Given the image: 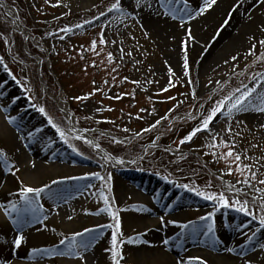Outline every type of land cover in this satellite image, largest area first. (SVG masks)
<instances>
[{
  "label": "rangeland",
  "instance_id": "374dc122",
  "mask_svg": "<svg viewBox=\"0 0 264 264\" xmlns=\"http://www.w3.org/2000/svg\"><path fill=\"white\" fill-rule=\"evenodd\" d=\"M103 3L104 0H59V3L57 0H33L31 5L34 8L39 6L38 12L46 19V23H52ZM181 4L183 7V3ZM121 6L127 15H121L117 11L109 13L106 11L107 7L106 15L86 25V29L74 34L54 36L49 41L43 40L40 43L35 40V45L45 48L48 54L45 57L47 65L54 64L52 73L56 78L58 73L62 77V91L69 92L62 94L64 98L67 95L74 106L83 110L94 121L110 120V123L117 124L120 131L127 129L132 136H125V142L134 140L137 132L141 133L139 136L145 137L142 130L149 128L157 120L160 123L155 129L159 125H171L176 119L185 117V114L201 120L205 112L202 108L192 113L178 114H173V110L187 101H200L214 92L217 93L225 83L240 77L248 65L258 62L259 66L264 67V61L259 59L264 54V46L259 43L255 44L252 54L250 47L245 54L236 56L235 62L232 57L228 59L221 56L210 65L203 66V59L209 52L211 35L206 37V42L201 43L195 28L190 27L194 39L187 44L190 75L186 76L183 70L184 41L187 40L185 33L189 27L185 24L181 26L179 19L166 20L162 0H121ZM154 10L167 23L151 22L149 18ZM15 26L13 18L5 16L0 9V32L7 39H0V56L3 62L6 50L18 60L21 42L13 33L19 29ZM101 34L106 41L103 45L99 44ZM93 40L97 41L95 51L90 48ZM23 47L27 52V43L24 40ZM109 53L112 54L111 62L108 60ZM48 58L53 61H48ZM16 60H12L11 65L0 63V113L4 114L8 125L6 129L0 127V149L4 150L11 166L5 167L3 161H0L1 182L5 186L7 184L4 190L0 187V205L19 200L22 181L33 186L49 184L51 191L46 190L40 198L45 209L44 214L48 217L43 223H30L21 229L14 223L13 214L7 216L8 227L0 226V264H7L9 256H5L8 252L27 263L85 264V261L74 256L47 255L33 251L57 247L63 249L65 246L60 245V240L70 238L75 232H83L85 228H93L102 233L84 253L86 264H112L111 255L106 249L111 247V233L114 229L100 226L114 224V220L107 213L97 214L104 207L102 195L109 197L111 206L120 219L122 235L119 239L125 241L122 245L124 259L121 264H178L179 261L176 260L185 257H199L207 264H226L213 256L205 255L203 249L208 247L192 242L194 239L210 244V250L216 253L226 251V248H219L222 243H235L238 248L233 255L239 259L227 264H245V261L251 264L249 257L252 254L264 252L259 247L264 244V229L256 232L254 240L249 242L247 237L259 228L258 221L251 220V217L237 212L234 208L204 200L179 187L181 182L154 173L140 172L145 169L132 167L124 157L113 159L106 151L95 147L92 148V154L86 152L81 149L74 136L84 137L79 140L87 138L70 132L69 143L76 149L73 151L69 143L60 139L54 128L45 126V115L38 110L43 104L47 106V110L51 109L45 99L43 102V95H47L49 86L40 80L43 74L38 63L28 60L24 67L17 65ZM3 64L10 71H5ZM169 68L175 73L174 76L169 73ZM170 79L175 87H169ZM189 79L192 83H188ZM244 80L245 78L239 82L238 87ZM50 82L52 86V81ZM251 83L252 81L246 84ZM162 88H168V91L162 92ZM95 89L99 91H95L88 99H75L86 96ZM193 89L196 92L195 98L192 96ZM58 95L56 100L63 106L62 99L59 100L60 92ZM118 95L121 98L115 99ZM169 97L175 99L170 100ZM62 113L66 117V113ZM250 113L251 111L236 113L232 118L220 115L210 126V131L198 134L191 142L183 145L179 144V140L175 145L177 150L170 146L167 148L173 153L181 149L197 152L198 155L204 150L210 158L213 174L222 179L226 186L231 184L240 187L236 184L240 179L239 175H229L227 169L230 165L224 160H217L213 155V152L219 155L226 149L213 148L210 145L219 144L221 140L234 143L236 151L242 156L252 158L245 160L246 163L264 158V128L260 127L264 124V114L256 113L253 116ZM13 117L15 119L10 121ZM79 121L82 123L83 118ZM71 128L68 126L66 130ZM228 128L232 129L231 134L226 131ZM213 136H217L215 141ZM121 160L124 161L123 164L119 162ZM33 164L35 167H32ZM39 166L43 168L40 173L37 172ZM16 168H19L18 172L15 171ZM260 172L264 173V168ZM92 173H99V177L104 179L93 176ZM69 177L84 179L74 180L68 179ZM52 180L60 183L53 185ZM87 185L91 187L86 188ZM77 188L80 189L79 192L76 191ZM137 191L142 193L137 194ZM209 213L213 214L210 218ZM68 216H72V219L69 220ZM201 217L207 219L201 220ZM151 219H157L160 227L151 226ZM184 224H189V228H182ZM208 224L213 225L214 231L209 236H204L203 232L207 231ZM193 226L201 228L200 235L191 234ZM20 235L23 240L20 247H17L15 239ZM158 236L163 237L161 244L157 243ZM213 236L218 241L215 244L212 242ZM87 237L88 234L77 237V242ZM129 238H133L135 242L127 243ZM164 240H168V244ZM90 250L97 251L98 256L94 260L90 257ZM183 264H199V261L189 259Z\"/></svg>",
  "mask_w": 264,
  "mask_h": 264
},
{
  "label": "snow or ice",
  "instance_id": "6c2138e0",
  "mask_svg": "<svg viewBox=\"0 0 264 264\" xmlns=\"http://www.w3.org/2000/svg\"><path fill=\"white\" fill-rule=\"evenodd\" d=\"M59 3V0H57ZM175 2L176 4H180L183 2V7L175 8L169 7V12L166 14H170L173 19H179L181 26L187 21H191L196 18V16H201L206 14L209 10L213 9V7L217 4L218 0H201V2L197 5L195 9V15L193 12L189 10V0H162V7L171 6ZM261 3H264V0H261ZM151 5H149L150 7ZM0 7H5L2 3H0ZM113 11L119 12L121 15H127L123 11L121 6V0H115L112 3L111 7L108 9V12L111 13ZM8 15H12L11 9L8 10ZM105 12H101L100 16H105ZM185 17L187 20H185ZM15 18L13 19V23H15ZM228 20H225L224 25L228 24ZM77 27H81V25H77ZM61 31L70 32V28L62 29ZM261 31L264 32V27H261ZM186 37L187 40L184 41V60H183V70L186 76L190 75L189 69V58H188V41L194 39L192 36L191 28L186 29ZM219 34V33H218ZM106 41L103 39V34H101V38L99 39V44L103 45ZM115 43V41H113ZM261 46H264V40L258 41ZM90 48L92 51H95L97 48V41L93 40L90 44ZM256 45L253 44L251 46L250 54L255 50ZM98 54V53H97ZM131 56V53H128ZM232 61L235 62L237 60L236 56H233ZM260 60L264 61V54H261L259 57ZM108 60L111 62L112 54H108ZM0 63H2V59H0ZM227 63V61H226ZM94 66V65H93ZM5 71H10L7 65H4ZM115 71V69H113ZM169 73L171 75H175L172 72V69L169 68ZM13 79H16L13 76ZM127 80V77L124 78ZM251 85L249 84H241L240 87L235 88L229 94L223 96L221 99L217 100L215 104L208 110L207 115H204L203 118L193 127L180 141L179 144L183 145L193 140L194 137H197L198 134L202 132L210 131V126L214 123V121L220 116L223 115L226 118H232L234 114L240 112H248L254 111L260 114H264V71L257 72L251 77ZM133 83L138 84V81H133ZM151 83V81H148ZM188 83H192L189 79ZM169 87H175L172 84L171 79L169 80ZM95 91H99V89H95L92 93H88L86 96L82 97H75L78 100H86L89 96L94 95ZM162 92H167L168 88H162ZM192 96L195 98L196 92L195 89L192 91ZM121 96H116L115 99H120ZM170 100H174L175 97H169ZM203 108V105L200 106ZM39 112L44 114L47 117L48 124L51 125L52 128L55 129L56 133L59 135L60 139L63 140L65 143H69V132L75 134L76 129L71 128L66 130L65 128L60 127L51 116L45 111L44 107H39ZM63 111V109H62ZM141 111H145L141 109ZM137 118H140L139 116ZM191 119H196L195 116H191ZM15 118H10L14 120ZM161 119H164L163 117ZM160 120H157L154 124L150 125L149 128H145L143 132H149L154 129ZM261 128H264V124H261ZM124 131H128L124 129ZM228 133H232V129L228 128L226 130ZM141 133L137 132L136 136H139ZM103 135V133H102ZM238 135V133H236ZM31 136V133H29ZM75 139H84V137L75 135ZM212 139L215 141L217 136H213ZM87 143H92V141H85ZM119 142V141H117ZM69 147L73 148V151H76L75 147L69 143ZM96 147H99L97 144ZM210 147H223L226 151L221 152L217 155L213 152V155L216 157L217 160H224L230 166L227 169L229 175L238 174L240 179L236 181V184L240 185L237 187L236 185H228L226 191L232 192L234 199H231L226 196L225 191H221L217 193L216 191L211 190H201L194 185L190 184H181L178 185L181 188H185L190 192H194L195 195L202 197L204 200L207 201H214L222 207H232L237 212L243 213L247 217H251V220L258 221L259 228L252 232L250 236L247 237L248 241L251 242L254 240L256 236V232L264 229V178H261L264 173L260 172V169L264 168V158H260L252 163H246L245 160H251V157L242 156V154L235 150L234 143H228L227 141L221 140L219 144H212ZM253 147H258V145H253ZM170 151V149H166ZM181 160L185 159L183 155L179 157ZM8 157L5 154L3 149H0V161H3L5 167L11 166L8 164ZM107 159V157L105 158ZM121 164L124 163L123 160L119 161ZM135 162V161H133ZM234 165L235 167H231ZM32 167H35L33 164ZM16 172L19 171V168L15 169ZM93 176H96L100 179H104L103 177H99V173H92ZM68 179H84V177H69ZM110 179V177H109ZM60 183L57 180H52L51 184L56 185ZM91 185H87L86 188H90ZM47 191H51L49 184H44L43 186H33L30 184H26L23 181L21 182V186L19 188V200L10 202L7 205H0V209L3 210L6 216H12L15 214L14 223L17 225L18 228H23L25 225L34 222L43 223L44 220H47L48 217L45 215L44 206L40 203V198L43 193ZM77 192L80 191L79 188L76 189ZM243 197V198H241ZM63 198V197H61ZM101 198L103 199L104 207L98 210V213H107L112 216L114 220V224L102 225L100 227H108L114 229L111 233V247L106 249L111 255V262L112 264H121L122 260L124 259L122 245L125 241L119 239L122 235L120 232V219L118 213L113 210L111 206V202L109 197L102 195ZM22 201V203H21ZM251 205V207H250ZM213 214L209 213L208 218H210ZM42 218V219H41ZM68 219L71 220L72 216H68ZM163 219V218H161ZM201 220L207 219L206 217H201ZM171 223H175V221H171ZM193 222H189L192 224ZM251 223V221H249ZM189 224H184L181 227L184 229L189 228ZM213 225H207V231L203 232L204 236H209L210 233H213ZM95 233V234H94ZM85 234H88L87 239H82L77 242V237H85ZM191 234L194 236L201 234V228L197 226H193L191 229ZM102 235L101 232H97L96 229L93 228H85L83 232H75L72 236L66 237L65 239L60 240V245H64L63 249L61 248H51V249H34V252H41L47 255H61V256H74L77 257L81 261H85L86 259L84 253L91 247V245ZM23 240V236H17L15 239V244L17 247H20L21 242ZM66 240L68 243L66 244ZM135 241L133 238H129L127 243H134ZM213 244L217 243L215 237L212 238ZM165 244H168V240H164ZM259 247L264 250V244H260ZM228 251H232V249H228ZM190 261L196 260L199 261V264H207L202 258L199 257H192L189 258ZM178 264H183V262H178ZM245 264H249V262L245 261Z\"/></svg>",
  "mask_w": 264,
  "mask_h": 264
},
{
  "label": "trees",
  "instance_id": "16d2710c",
  "mask_svg": "<svg viewBox=\"0 0 264 264\" xmlns=\"http://www.w3.org/2000/svg\"><path fill=\"white\" fill-rule=\"evenodd\" d=\"M32 1L33 0H6L8 4L16 7L22 23L25 27L30 29L32 36H34V41L28 40L30 53L33 55H39L43 58L46 57V51L39 46H36L35 40L40 43L43 40L49 41L54 36H62L68 33L74 34L77 31L84 30L86 29V25H90L94 20L98 19L101 12L106 13V11H108V9L111 7L112 3L115 2V0H104L103 5H97L88 11L75 15L70 14L61 20L52 23H46V19L38 12L39 6L34 8L31 5ZM107 7L108 9L105 11V8ZM77 25H81V27H77ZM65 28H70L71 31H61ZM14 34L21 42V48L17 58L20 59L23 64L27 63L28 60H35L32 56L28 55L23 47L24 36L19 32H14ZM1 38H3L5 41L7 40L4 35ZM6 47L7 45L5 44V48ZM10 54L11 53L9 52H5L7 57L10 56ZM252 65L254 66L252 69H250V71L243 73L240 77L233 78L223 89L217 92L210 101H206L207 98H204L197 103H195V101H187L178 105L174 109L173 114L182 112L192 113L197 111L198 108L203 105L205 112L202 116L207 115L208 110L215 104V102L237 88L239 82L243 78H245L243 84L249 83L251 81V75L253 76L255 73L264 70V67H261L258 64ZM52 68L55 69L54 64L52 65ZM254 68L256 69L253 70ZM42 74V78L44 77V81L49 86V94L45 96V101H47L48 106H51V109L48 110L49 115L53 117L59 126L66 128L68 122L64 118L61 110L58 107V104L56 103V97L60 92V86L64 84L62 77L58 73L57 78H55L47 68L46 64L43 65ZM50 80L52 81V86ZM235 84L237 86H234ZM66 93L69 92L67 91ZM66 98L69 100L67 95ZM204 102L205 104H203ZM70 104L73 112L77 116L78 121L80 118H83V121L80 124L84 128L90 129L98 127L102 130H110L112 132L115 130L120 131L117 124L110 123V120L106 122L94 121L83 110L80 108L78 109L77 106H74L75 104L73 105V101H70ZM78 115H80V118H78ZM199 121L200 119L190 120L186 117L178 118L169 126L164 125L156 128L151 135L135 138L134 140L128 142H117V140L102 134H97L96 138L99 140L101 145L108 148L114 156L124 157L128 160L137 158L142 153L145 145L150 144L147 150V155L140 162H138V165H142L141 168L149 169L150 171L165 177H179L183 180V183L194 185L201 190H211L216 191L217 193L225 191L226 196H228L230 200L234 199L235 197L233 196L232 192L226 191L223 188L221 179L217 178L211 171L210 158L207 156L204 150H202V153L200 154L201 156L195 152H185L175 155L166 150L168 149L167 146L177 150L178 148L175 146L176 143H178L179 140H181L193 127H195ZM114 133L119 137L126 136V138H130L132 136V133L128 131ZM76 140L78 141L82 150L92 154V149L88 146L89 143H83V141L79 139ZM181 155H183L185 159L181 160L179 158Z\"/></svg>",
  "mask_w": 264,
  "mask_h": 264
},
{
  "label": "bare ground",
  "instance_id": "6f19581e",
  "mask_svg": "<svg viewBox=\"0 0 264 264\" xmlns=\"http://www.w3.org/2000/svg\"><path fill=\"white\" fill-rule=\"evenodd\" d=\"M164 1L166 3V0ZM200 2L201 0H189V4L191 5V8L189 10L193 12V15H195V9ZM181 3L176 4L175 2H173L171 6H165L164 8H162L163 13H168L169 7L181 8ZM6 12L8 13V10ZM11 12V16H15V13L12 10ZM165 17L168 21L172 18L170 14H166ZM149 20L157 24H161L164 22L167 23L163 20L161 14L157 10H154L151 13ZM185 20H187L186 17ZM225 20L229 21L226 26L224 25ZM185 26L195 28L196 35L199 36V42L201 43H203L204 41L206 42V37L211 35V42L210 46L208 47L209 52L204 57L202 62L203 66L210 65L221 56L229 59L233 56L245 54L250 49L251 45L257 44L258 41L262 40V38L264 40V32L261 31V27H264V3H261V0H218L217 4L213 7V9L209 10L204 15L196 16V18L191 21H187L185 23ZM58 104L62 106L60 102H58ZM62 109L64 113H66V117L64 114L63 115L69 121L70 126L76 129L75 133L82 134L86 138H90V134L81 132L80 129L77 127V123L75 121V118L73 117L74 114L71 111V107L64 104L62 106ZM256 113L257 112L251 111L250 114L255 116ZM7 126L8 125L5 120L4 114L0 113V127H4L6 129L8 128ZM41 169L43 168L39 166V170L37 172L40 173ZM31 176L36 178L35 175ZM6 186L3 185V182H1L0 178V187H3L4 190ZM136 193L141 194L142 191H137ZM150 225L154 228L160 227L157 223V219H151ZM0 226H9L7 216L4 214L2 209H0ZM159 232L160 231H158L157 234H159ZM162 242L163 237L158 236L157 243L161 244ZM192 242H198L202 245H206L204 247L208 248L203 249V251L206 253L205 255L213 256L217 258L216 260H218L219 262L227 264L230 261L239 259L238 256L233 255L238 248L235 243H222L219 248H226V251L216 253L210 250L211 245L206 242H202L198 239H194ZM228 249H232V251H228ZM90 251H92L90 257L94 260V258L98 256L97 251ZM263 255L264 252L261 251L252 254L249 257L251 264H263ZM8 256L9 259L7 261V264H37L35 262L27 263L25 260L19 258L17 255H13L12 253L10 254V252H8L5 257ZM187 260H189V257L178 259L176 261L185 262Z\"/></svg>",
  "mask_w": 264,
  "mask_h": 264
},
{
  "label": "water",
  "instance_id": "95a60500",
  "mask_svg": "<svg viewBox=\"0 0 264 264\" xmlns=\"http://www.w3.org/2000/svg\"><path fill=\"white\" fill-rule=\"evenodd\" d=\"M0 3H2L3 5H5L4 10L7 11L9 9H11L14 13H15V16H11L9 15L11 18H15L16 22H17V25L19 26V29L26 35V37H29V33H28V30L24 29L23 26L20 24V22L18 21L17 19V12L16 10L13 8V7H10L9 5H7V3L5 2V0H0ZM7 13V12H6ZM8 14V13H7ZM93 131H87L86 134H91ZM88 139H91V138H88ZM145 152V151H144ZM143 152V153H144Z\"/></svg>",
  "mask_w": 264,
  "mask_h": 264
}]
</instances>
